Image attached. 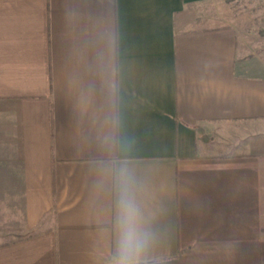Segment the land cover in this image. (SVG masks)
<instances>
[{"label":"crops","instance_id":"1","mask_svg":"<svg viewBox=\"0 0 264 264\" xmlns=\"http://www.w3.org/2000/svg\"><path fill=\"white\" fill-rule=\"evenodd\" d=\"M101 55L160 264H264V59L219 0H0V264H104Z\"/></svg>","mask_w":264,"mask_h":264},{"label":"clouds","instance_id":"2","mask_svg":"<svg viewBox=\"0 0 264 264\" xmlns=\"http://www.w3.org/2000/svg\"><path fill=\"white\" fill-rule=\"evenodd\" d=\"M98 72L107 78L114 111L106 117L108 132L104 143L109 158L100 164L98 192L110 196V207L105 211L109 219L100 229L101 236L110 243L104 264H160L154 255L155 233L143 211L139 193L140 183L127 156L122 155L126 142L120 136L121 121L116 110L117 84L114 62L98 58Z\"/></svg>","mask_w":264,"mask_h":264},{"label":"rangeland","instance_id":"3","mask_svg":"<svg viewBox=\"0 0 264 264\" xmlns=\"http://www.w3.org/2000/svg\"><path fill=\"white\" fill-rule=\"evenodd\" d=\"M248 48L264 59V0H219ZM0 198L13 197V192H0Z\"/></svg>","mask_w":264,"mask_h":264}]
</instances>
